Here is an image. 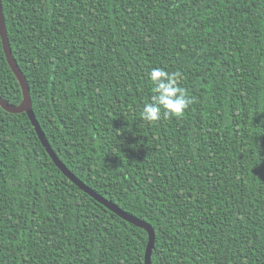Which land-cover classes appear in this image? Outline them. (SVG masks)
Instances as JSON below:
<instances>
[{
  "label": "trees",
  "instance_id": "trees-1",
  "mask_svg": "<svg viewBox=\"0 0 264 264\" xmlns=\"http://www.w3.org/2000/svg\"><path fill=\"white\" fill-rule=\"evenodd\" d=\"M59 161L154 230L151 264H264V0H1ZM193 103L148 124L153 68ZM0 98L21 87L0 39ZM146 231L0 107V264H144Z\"/></svg>",
  "mask_w": 264,
  "mask_h": 264
},
{
  "label": "water",
  "instance_id": "water-1",
  "mask_svg": "<svg viewBox=\"0 0 264 264\" xmlns=\"http://www.w3.org/2000/svg\"><path fill=\"white\" fill-rule=\"evenodd\" d=\"M0 39L2 43V49L3 53L6 59V62L11 69L12 73L16 77L22 92V101L19 105L14 106L8 104L6 101L0 98V107L5 110L8 113L11 114H21L25 113L33 126L35 133L43 146L44 150L46 151L47 155L50 157L52 162L55 164V166L65 175L75 186H77L80 190H82L84 193H86L88 196H90L92 199H94L96 202L104 206L106 209L111 211L112 213L116 214L118 217L123 219L124 221L133 224L137 227L143 228L147 235H148V241L144 253V264H151V253L154 246V239L155 234L152 227L147 224L144 221H141L125 212H123L121 209H119L117 206L113 205L100 195L96 194L94 191L89 189L85 184H83L80 180H78L56 157L52 149L50 148L49 143L47 142L43 132L41 131V128L35 118V115L32 111V104L30 99V91L29 86L27 84V81L25 77L23 76L22 72L20 71L19 67L17 66V63L15 62L11 49L9 47L8 38L6 34V28L4 23V18L2 14V6H1V0H0Z\"/></svg>",
  "mask_w": 264,
  "mask_h": 264
},
{
  "label": "clouds",
  "instance_id": "clouds-1",
  "mask_svg": "<svg viewBox=\"0 0 264 264\" xmlns=\"http://www.w3.org/2000/svg\"><path fill=\"white\" fill-rule=\"evenodd\" d=\"M148 77L152 85V95L143 104L140 118L148 124L162 119H175L184 115L193 103L187 90L181 86L183 75L179 71L153 68Z\"/></svg>",
  "mask_w": 264,
  "mask_h": 264
}]
</instances>
